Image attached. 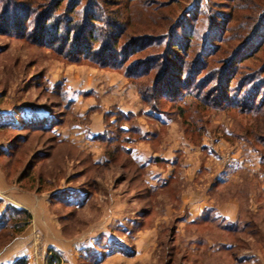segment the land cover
<instances>
[{
    "label": "rangeland",
    "instance_id": "1",
    "mask_svg": "<svg viewBox=\"0 0 264 264\" xmlns=\"http://www.w3.org/2000/svg\"><path fill=\"white\" fill-rule=\"evenodd\" d=\"M7 1L0 0V15ZM13 1L39 12L47 3ZM90 1L64 0L51 28L77 34L89 21ZM231 1L95 0L97 46L109 39L113 21L118 33L153 26L161 33L157 25L169 21L175 29L131 57L163 60L136 80L100 65L95 48L87 59L49 48L35 14L28 21L20 12L3 15L0 118L10 124L24 111L56 121L53 134L1 129L0 149L10 150L20 136L27 141L0 156V166L20 189L51 194L49 209L63 236L83 232L79 237L89 242L102 233L113 252L94 259L95 244L84 256L72 246L59 252L48 245L50 233L34 229L27 264H48L52 254L57 264H264V1L258 9L249 0ZM181 27L193 37L187 46V34L180 40L186 54L172 47ZM240 27L249 30L239 39ZM124 43L122 35L117 49ZM172 65L176 72L165 86L173 94L156 92V75ZM83 184L91 191L85 200ZM27 227L8 232V241L3 232L0 257Z\"/></svg>",
    "mask_w": 264,
    "mask_h": 264
},
{
    "label": "trees",
    "instance_id": "2",
    "mask_svg": "<svg viewBox=\"0 0 264 264\" xmlns=\"http://www.w3.org/2000/svg\"><path fill=\"white\" fill-rule=\"evenodd\" d=\"M41 1H45L47 2L46 5L43 4L41 7H43V10H36V8L34 6L31 5H24L21 4V2L17 3L13 0L7 1L5 2L6 4L3 5V14L0 15V19H3V15L5 14H13V13H17L20 12L22 14V18H24L25 20H29L30 18H32V15L35 14L38 18V24H40V29L39 32L42 35V41H44V44L47 45L49 48L52 49H60L62 51H68L66 52V54L69 53V55H73L76 56L77 58H85L87 59L88 55L91 53V49L95 48L97 49L96 52H92L94 55H96L99 59H100V65H104L105 67L108 68H112V69H124V73L125 75H127L129 78L132 79H139L142 78L144 76L150 75V73L152 72V70H156L157 66H161V64H163V60H159L156 62V59H154V56L152 55H148L147 57H139V58H134L133 60H130L131 57H133V55H135L136 53L140 52V51H145L146 49L151 48L152 43L155 45L157 44L159 41L161 42L162 39H164L165 34L168 35V33H171L173 31H175V29L173 27H168V24L170 21L166 23V25L159 23L157 25V27L159 28V30H164L161 33L156 32L158 30H156V27L153 26V28L149 31L142 30L143 32L137 30L133 32H116L115 29H121L119 22L117 21H113V22H109L108 26L109 29H113L111 30L112 32H110L109 35V39H106V42H104V44H102L101 46H97L96 44H98V35L95 34V25H93L94 20L97 19L98 17V12H94L95 8L98 7V2H94L95 0H91L88 4H87V18L89 19L88 22H86L85 25H83L80 30L77 32V34L73 35V29L68 30L67 33L65 34H61L60 30H59V26H55L56 28H51L52 25H50V19L52 18V16H54L55 12L57 10L58 7H60L61 3H63L64 0H41ZM73 1V0H72ZM79 1V0H76ZM264 1V0H263ZM232 3L234 2V0L231 1ZM249 4L253 3L254 7H256L257 9L260 8V4L258 3V0H249ZM34 3V2H32ZM44 3V2H43ZM72 6V10L77 11L76 8L79 5V2H73ZM19 9H18V8ZM71 9V8H68ZM247 9V7L245 8ZM228 14H231V12H229ZM7 18H9L7 16ZM19 17H16V19H18ZM228 19L233 20L234 18L229 16ZM1 21V20H0ZM3 24H5V21H2ZM1 22V23H2ZM40 22V23H39ZM70 22H72V20H70ZM158 22V21H157ZM70 24V23H69ZM70 25H74V24H70ZM256 28L258 29V26L255 25ZM13 28H17V26L14 25ZM178 30V28H176ZM180 29V28H179ZM181 29H183L181 27ZM248 27H240L239 28V39L242 37V35L247 30ZM188 30L186 28V30H181V32L176 33V37L174 38L175 43L172 44V47H176L179 51L184 52L185 54L188 53L187 51L184 50V46L182 47L181 41L185 38L184 35H188ZM86 31V33H85ZM256 31V30H255ZM124 32V34H123ZM188 32V33H187ZM159 33V34H158ZM129 34V35H128ZM119 35H123L125 38V43L124 46L119 50L116 47V44L118 43ZM111 36V37H110ZM60 38L61 43H55L57 41H59L58 39ZM192 34L188 35L186 37L187 39V45L188 42L191 43L192 41ZM113 41V44H112ZM240 45V44H239ZM243 45V44H241ZM241 45L239 47H241ZM169 49V48H168ZM65 54V53H64ZM172 55H174L173 53H171ZM188 56V55H187ZM185 55V57H187ZM233 56H237V61H235L234 63L240 61L238 60V55L236 52H234V54H232ZM231 57V58H232ZM155 60V61H154ZM127 61L129 62L127 65ZM126 65V66H125ZM181 68V72L183 73V76H186V74L184 75V71L183 68H185L184 64L180 65ZM125 67V68H124ZM166 67V68H165ZM164 68L162 67V70L159 71V74L156 75L155 80L152 82V88L156 91L159 92L161 91V89L163 90V92L167 95H171L173 94V92H169L167 90V88L165 85H167V83H169V79H171L170 77H172L171 75L174 74V71L176 69V67L172 66H165ZM174 67V68H173ZM180 69V68H179ZM176 72V71H175ZM160 77V78H159ZM187 77V76H186ZM180 81H184V82H188L189 78H186L185 80H180ZM67 106V105H66ZM65 106V107H66ZM156 107V106H155ZM155 109V108H154ZM156 111V110H155ZM52 119L48 120L45 117H31V118H23L21 116V114L19 113V115L15 118V120L12 123H7L6 121H4L3 119L0 118V130L3 129L4 127H15L17 128H22V130L24 131H28L29 133H37L39 132L40 134L42 133H52L54 131V125H55V121L53 119L54 116H51ZM122 129V128H121ZM43 135V134H42ZM107 135H101V136H96V138H105L106 139ZM54 137V136H53ZM22 137H18V139L15 140L14 144L12 147H10V150L6 151L5 149L1 148L0 149V156H6L8 154H13L15 153V150L17 148L16 145L19 144V142H21V140L23 142H26L27 140L21 139ZM108 140H111V138H108ZM128 142V141H126ZM62 141H57L56 144H61ZM65 143V142H64ZM55 145V144H52ZM42 156H45V154H43ZM40 155L38 153H36L31 159V162L28 164L29 167H32L33 162H35V160L38 158L39 159ZM46 157V156H45ZM44 157V158H45ZM93 181V180H92ZM87 183V182H85ZM95 182L91 183L94 184ZM88 184L85 185L83 184L80 188V191H82V193H84V200L89 196V193H91V191L88 189ZM38 189V188H37ZM61 195L65 194L64 191L60 193ZM54 197L57 198V193L53 195ZM57 200L64 202L65 204H68V206H74V209L77 208V205L75 204H69L65 198H57ZM31 214L29 211L24 210V209H17L13 206H6L3 210L0 211V237L3 236V232H6V235L9 237L7 239V241L9 239H11L12 237L11 234H8V232H12V236L13 234H17L22 232L30 223L31 220ZM66 218V216L63 217V219ZM97 252H94V251ZM95 250L93 251V253H91L90 255L92 256V258H96V257H101V258H105L107 255L106 253L110 251L109 248V244H107L106 247H104V244L102 241H99L95 244ZM87 250H83L82 251V256H84L86 254ZM110 253V252H109ZM100 258V259H101ZM99 261L98 259L95 260V262ZM48 264H57L59 262V259L57 257V255L52 254ZM12 264H27V259L25 257L19 258L17 259L15 262H13Z\"/></svg>",
    "mask_w": 264,
    "mask_h": 264
},
{
    "label": "crops",
    "instance_id": "3",
    "mask_svg": "<svg viewBox=\"0 0 264 264\" xmlns=\"http://www.w3.org/2000/svg\"><path fill=\"white\" fill-rule=\"evenodd\" d=\"M20 114L23 118H31V117L40 118V117H45L46 115L45 113L38 112L36 114H33V112L25 113L24 111H22ZM64 136L67 135L64 134L63 137ZM99 155L96 156L97 158L96 161L102 162L104 159L102 157L103 155L100 156ZM50 195L46 196L45 193L36 194L34 192L24 191L20 189L18 186L12 184L8 180L5 172L2 170V167L0 166V211L3 210L6 206H13L17 209H24L29 211L32 217V222L27 227L25 232L15 237L13 242L10 245H8V247L2 250L1 255L2 254L3 255L0 257V264H12L18 258L30 256L33 245L31 243L32 232L34 231V229L38 230L39 232L45 235H49L48 233H50L52 237L51 240H49L50 236L49 237L47 236L48 245L53 246L55 250L59 252H63L65 250L70 251L73 248L76 249L77 251L82 252L85 247L93 246V244L102 241V237L104 236L102 233L99 234L96 233L95 236L92 237V240L89 242L83 240V237H79L83 232L76 233L69 237L63 236L59 221L56 218H54L55 215L49 209ZM92 226L93 225H91L90 227L92 228ZM105 233L106 232H104V234ZM108 239L112 241L113 238L108 237ZM115 241L117 244L120 243L117 240ZM122 244H124L123 240H122ZM71 246L73 248H71ZM112 253H110L109 255H112ZM76 254L78 255V253Z\"/></svg>",
    "mask_w": 264,
    "mask_h": 264
}]
</instances>
